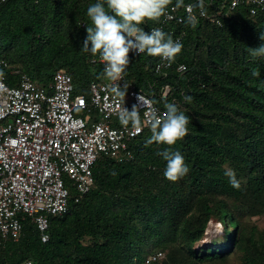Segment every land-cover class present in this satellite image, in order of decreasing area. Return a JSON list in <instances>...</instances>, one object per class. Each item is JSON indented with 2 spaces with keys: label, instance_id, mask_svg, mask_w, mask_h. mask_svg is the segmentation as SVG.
I'll return each mask as SVG.
<instances>
[{
  "label": "trees",
  "instance_id": "1",
  "mask_svg": "<svg viewBox=\"0 0 264 264\" xmlns=\"http://www.w3.org/2000/svg\"><path fill=\"white\" fill-rule=\"evenodd\" d=\"M229 1L204 0L211 4L208 13ZM97 2L5 0L0 59L43 85L64 71L73 93L87 94L91 82L104 80L101 67L90 63L93 55L81 51L91 26L87 9ZM198 20L195 29L173 22L163 30L181 36L183 44L166 75L154 72L159 57L146 53L130 54L125 72L155 104L164 109L175 103L190 117L188 134L172 146L189 173L175 183L164 177L167 162L157 152L168 146H145L148 129L131 142V160L95 162L91 190L77 201L70 191L67 212L50 218L47 242L28 219L17 241H0V264H145L158 251L164 258L152 264H225L233 255L240 264H264V235L242 222L244 215L264 214V58L249 54V48L264 44L259 39L264 13L251 15L239 6L222 13L220 26ZM160 22L140 27L150 32ZM180 64L183 73L176 70ZM254 70L260 75L253 76ZM6 77L16 82L8 72ZM80 84L86 91H79ZM166 85L170 92L162 98ZM228 168L236 172L239 190L224 175ZM211 220L222 224V237L200 244Z\"/></svg>",
  "mask_w": 264,
  "mask_h": 264
},
{
  "label": "built area",
  "instance_id": "2",
  "mask_svg": "<svg viewBox=\"0 0 264 264\" xmlns=\"http://www.w3.org/2000/svg\"><path fill=\"white\" fill-rule=\"evenodd\" d=\"M5 0H0V4ZM188 5V4H185ZM199 15L212 24L221 25V15H228L239 6L248 8L251 15L264 13V3L257 0H230L225 7L213 13ZM168 7L167 17H162L154 28L167 29L170 23L183 24L186 18L184 8L172 11ZM172 33V32H170ZM180 40L181 36L173 37ZM138 55L130 51L129 55ZM143 55V54H140ZM90 63L105 65L99 55L92 56ZM180 64L178 73H183ZM172 68L159 58L155 64L156 74L166 73ZM0 70L5 76L0 84V241H17L23 232V222L29 220L37 229L41 242L49 239L50 218L64 215L68 210L70 191L76 201L87 194L93 184L92 167L100 158L113 159L119 163L133 158L131 142L148 127L135 133L131 126L124 128L116 115L121 103L110 91L112 82L104 78L91 82L87 94H74L71 77L58 71L47 85L33 80L13 68L6 60L0 59ZM6 72L16 77L10 84ZM129 84L125 107L131 110L137 103L136 97L144 95L152 100L135 84L125 78L118 84ZM170 87L164 86L160 95L166 98ZM161 113L165 111L154 103ZM144 119V109H141ZM164 254L160 251L148 255L145 264L160 263ZM19 264H33L25 260Z\"/></svg>",
  "mask_w": 264,
  "mask_h": 264
},
{
  "label": "clouds",
  "instance_id": "3",
  "mask_svg": "<svg viewBox=\"0 0 264 264\" xmlns=\"http://www.w3.org/2000/svg\"><path fill=\"white\" fill-rule=\"evenodd\" d=\"M257 2L264 3V0H257ZM172 4L173 0H98L87 9L86 14L91 21V26L86 27L87 37L81 51L90 52L93 56L98 54L105 65L102 75L112 82L110 91L121 102L116 110L119 123L126 129L131 126L135 133L141 132L143 127H148L151 135L145 146L153 143L168 146L158 151L157 155L167 162L163 172L164 177L175 183L190 171L181 152L172 150V146L188 134L190 117L180 111L175 103H165V111L161 113L154 106L155 102L144 95H138L137 103L133 104L129 110L124 106L129 84L125 82L123 87L118 84L123 80L130 63V51L138 55L146 53L152 57H159L166 61L168 66H171L177 55L181 53L183 44L180 40H174L172 35L160 28H152L150 32H147L140 27L145 21L159 22L162 17L171 19L172 17L168 15V7ZM181 8L186 10L187 15L179 22L195 29L199 20L194 10L199 9V15L204 16V0H197V3L188 5H185L184 0H176L172 11ZM259 39L264 41V32H261ZM249 54L254 59L264 58V44L249 48ZM181 68L186 70L184 66ZM252 75L259 76L260 73L254 70ZM4 76V71L0 70V81ZM0 88H3L2 84ZM184 99L186 102H191L192 97L185 96ZM142 108L144 109L143 120L141 119ZM224 175L229 178L232 188L240 189V180L237 179L233 169H226ZM222 230V225H216L217 234H222Z\"/></svg>",
  "mask_w": 264,
  "mask_h": 264
},
{
  "label": "rangeland",
  "instance_id": "4",
  "mask_svg": "<svg viewBox=\"0 0 264 264\" xmlns=\"http://www.w3.org/2000/svg\"><path fill=\"white\" fill-rule=\"evenodd\" d=\"M101 72L103 73V71H100V73ZM78 86L81 87V88L79 87L80 88L79 89L80 92L82 90H84L82 84H80ZM84 91H86V90H84ZM242 222H245L248 225L254 226L256 228V232L258 234H260L261 236L264 235V214L259 215V216H253V217L244 215L242 217ZM216 225H222V224L220 222L216 221V220H211L208 223V226H207V229H206V232H205V237L202 239L200 244H203V245L204 244H208L212 240H217L218 242L220 241L223 232H222V234H217L215 232ZM222 229H223V226H222ZM225 264H240V260H239V258L237 256L233 255V256L230 257L228 262H226Z\"/></svg>",
  "mask_w": 264,
  "mask_h": 264
}]
</instances>
